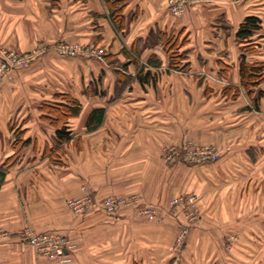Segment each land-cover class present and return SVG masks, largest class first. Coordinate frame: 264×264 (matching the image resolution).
<instances>
[{
    "label": "crops",
    "instance_id": "1",
    "mask_svg": "<svg viewBox=\"0 0 264 264\" xmlns=\"http://www.w3.org/2000/svg\"><path fill=\"white\" fill-rule=\"evenodd\" d=\"M106 2L0 0V47L30 51L38 42L68 39L107 49L102 59L48 51L27 68L26 81L0 85V226L17 234L29 224L37 232L66 233L77 243L67 263L36 258L34 249H26V258H3L4 249L18 253L13 238L0 242V264H163L143 246L149 228L138 207L122 208L113 218L103 210L73 218L67 200L87 186L97 199L137 193L143 202L166 206L173 194L197 187L205 195L209 186L241 178L264 161V98L257 108L253 103L264 83L250 96L240 74L242 58L264 63V0H207L183 17L171 13L169 0H122L121 30ZM247 16L261 20L250 38L256 50L249 53L236 38ZM173 55L180 57L177 66ZM23 84L36 91L34 98L8 96L7 89ZM229 86L239 87L237 96L224 91ZM63 94L80 108L56 124L57 116L44 106L61 107L67 103ZM100 107L103 120L89 129V115ZM63 127L70 131L67 140L58 138ZM16 138L22 141L15 145ZM186 140L213 144L220 159H163L165 146ZM18 150L21 157L9 160ZM249 246L258 251L264 241ZM191 253L180 264H211Z\"/></svg>",
    "mask_w": 264,
    "mask_h": 264
},
{
    "label": "rangeland",
    "instance_id": "2",
    "mask_svg": "<svg viewBox=\"0 0 264 264\" xmlns=\"http://www.w3.org/2000/svg\"><path fill=\"white\" fill-rule=\"evenodd\" d=\"M200 2L202 1H196L192 3L184 13L177 17H183L192 5ZM60 45L69 47L68 50L70 53L60 51ZM93 48H95V50L102 48L104 52H102V54L98 56H90L86 53H83L84 51L92 50ZM31 51H35L32 59L24 60L26 56H28L27 54ZM48 51L57 52L62 56L75 57L84 55L102 59L106 54L107 49L103 47L90 46L87 44H85L84 46L81 43L74 42L68 39H59L51 44L38 42L30 51H24L21 49H16L14 47L10 48L8 46L0 47V66L1 64L6 63V67L0 70V85L3 82H9L13 84V82L16 81H26L28 78L27 74H25L27 68L34 61L40 58L41 55ZM244 52L246 53L247 51L245 50ZM7 58L13 60V62L15 63L7 62ZM262 83H264V80L260 84ZM254 90L255 88H253V91ZM7 92L10 98L17 97L19 99H23L26 97L34 98L33 96L35 95L34 93L36 91H34L32 88H29L27 84H23L19 87H13V89L9 88L7 89ZM259 136H262V138L264 139V130H261L259 132ZM15 140V142H17V140L19 142L22 141V138H16ZM192 141L198 145L203 144L198 143L195 140ZM204 144L210 145L215 151H217L219 154V158L217 160L210 159L208 161L199 163H216V161L220 159V152L218 148L213 144ZM169 146L171 145H168V147ZM166 147L167 146H165L164 149ZM20 152L21 150H18L16 154L14 153L12 158H10L9 160L17 161L22 155ZM261 153H264V151L261 150ZM163 159L165 160L164 157ZM172 163L184 164L193 162L174 161ZM254 164L251 165V171L245 173L243 176H241V178H238L236 180L225 179V181L219 183V185L209 186V188H207L204 192L205 195L201 194V189L199 190L197 187L190 191L173 194L193 195L195 198L194 203H191L190 205L174 207L170 204L169 199L168 205L163 206L160 204L159 216L154 221L148 220L141 211L144 207L158 206L152 203L143 202V196L137 193L126 197L137 195L140 198L139 203L133 204L132 206H122L118 209L117 213H119L122 208L138 207L137 211H139L140 214H138L143 219L142 222H145V225L149 228V230H147L146 232V238H144L143 240L145 243L143 246L146 247L149 257L151 256L154 259L162 260L163 264H172L173 260H179L178 264H180L181 262H183L184 257H189L191 252L198 255L200 254V257H198V255L196 256L198 258H203L204 256L211 259V264H235V262H238L239 259H242L243 262L246 263L248 260H250V258H255V260L258 259L259 262L263 263L264 247H260L261 249L258 248L257 251L256 248H254L255 250H252L249 246L252 241H254L255 243L257 241H264V231L261 229L262 227H264V161L259 163L257 161V164L256 162H254ZM84 187L86 188L85 191H89L93 194L89 187L83 186L82 193L80 195L71 197L67 200L66 204L72 212L73 218H85V216H87L88 214L94 211L101 210L96 209L81 215L75 213L74 209L69 206L70 200L83 195ZM93 196L95 195L93 194ZM105 197H111V195ZM117 213L107 214H109V216L113 218V215H116ZM25 225L26 224L20 227L17 234H12L10 230H7V228L0 226V242L2 245L10 244L13 238L14 241L15 239H17L18 241V253H12L11 251L4 249L2 250L3 258H26L28 257L26 249L33 251V247L29 245L22 236V229ZM156 226L157 228L155 229ZM255 231L259 232V234H255ZM67 237L71 240V243L75 247V245L77 244L76 241L69 235H67ZM202 242H205L206 245H209V248H207V250L194 249L193 251L192 249V251L189 250L191 252L188 251L187 246L191 245V243ZM34 254L36 255V258L44 257L37 255L36 252Z\"/></svg>",
    "mask_w": 264,
    "mask_h": 264
},
{
    "label": "built area",
    "instance_id": "3",
    "mask_svg": "<svg viewBox=\"0 0 264 264\" xmlns=\"http://www.w3.org/2000/svg\"><path fill=\"white\" fill-rule=\"evenodd\" d=\"M196 1L207 0H169V9L173 15L179 16L184 13L187 8ZM60 51L70 53L65 45H60ZM81 50V49H80ZM82 52V51H81ZM104 50L99 48L95 50H86V53L90 56H98L102 54ZM35 51L29 52L24 60L32 59ZM89 56V57H90ZM7 62L15 63L13 60L7 58ZM6 67V63L1 64L0 70ZM163 157L167 162H204L210 159L217 160L219 154L210 145L195 144L192 140L184 141L181 145L167 146L163 151ZM80 197H76L69 201V206L72 207L77 214H84L86 212L101 209L109 214L117 213L118 209L122 206H132L139 203L140 198L137 195H133L126 198L120 197H105L103 199H97L89 191H85ZM193 195H172L170 198V204L174 207L190 205L194 203ZM143 215L150 221H154L159 216V207L149 206L142 208ZM23 239L33 247L36 254L44 256L48 259L57 261L59 263H67L72 260L71 252L74 248L71 240L66 234L56 231H43L37 232L30 225H25L22 229Z\"/></svg>",
    "mask_w": 264,
    "mask_h": 264
},
{
    "label": "trees",
    "instance_id": "4",
    "mask_svg": "<svg viewBox=\"0 0 264 264\" xmlns=\"http://www.w3.org/2000/svg\"><path fill=\"white\" fill-rule=\"evenodd\" d=\"M108 9L110 11L111 19L114 23L116 30H121L125 27L124 24V15H123V5L122 0H107ZM261 20L256 16H247L244 21L241 23L240 27L237 30L236 38L239 42L245 43L243 50L247 52H253L256 50V46L253 43H250L251 36L254 32L260 28ZM179 55H173L171 58V64L177 66L179 64ZM240 74L241 82L244 89L248 92L250 96L253 95L252 88L257 86L264 80V63L263 62H248L245 58H242L240 63ZM230 89L234 91L233 96H237L239 92V87L229 86L224 91L230 92ZM63 97L67 103L58 106L45 105L50 113L57 116V120L54 123H58L59 120L66 119L72 115H76L80 108V103L74 97L63 94L60 95ZM264 98V89L260 90L257 97H253L254 107L257 108V102L260 98ZM105 114V108H95L91 111L89 118L87 120V126L89 129L96 128L101 124ZM58 138L60 140H67L71 137L70 131H67L66 127L61 128L57 132ZM18 142V140H17ZM17 142H15L17 144ZM14 143V144H15Z\"/></svg>",
    "mask_w": 264,
    "mask_h": 264
}]
</instances>
